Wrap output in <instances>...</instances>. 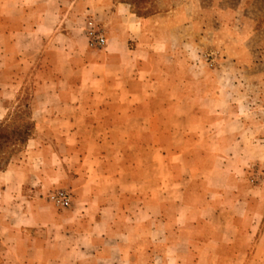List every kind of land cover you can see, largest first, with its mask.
Here are the masks:
<instances>
[{
	"label": "crops",
	"instance_id": "0c3cea01",
	"mask_svg": "<svg viewBox=\"0 0 264 264\" xmlns=\"http://www.w3.org/2000/svg\"><path fill=\"white\" fill-rule=\"evenodd\" d=\"M60 2L0 0V51L39 50L48 67L24 160L0 171V264H183L190 254L197 264L196 239L179 250L182 234L216 214L213 147L238 144L223 128L241 119L224 120L214 72L173 54L178 9L140 18L119 3L105 12L109 49L72 51L74 12L62 16ZM62 187L74 194L66 211L40 196Z\"/></svg>",
	"mask_w": 264,
	"mask_h": 264
},
{
	"label": "rangeland",
	"instance_id": "374dc122",
	"mask_svg": "<svg viewBox=\"0 0 264 264\" xmlns=\"http://www.w3.org/2000/svg\"><path fill=\"white\" fill-rule=\"evenodd\" d=\"M119 3L124 2L61 0L62 16L69 10L74 12L72 22L66 25L71 34L68 42L72 51L73 47L90 51L109 49L105 12L115 10ZM149 4L154 5L156 13L170 9L180 11L175 22L177 28L170 32L173 54L192 59L196 64L194 72H202L200 67L214 72L222 89V99L217 105L224 120L241 119L235 123L238 127L234 130L231 126L223 128L224 134L240 133V142L232 144L224 139L213 147L220 159L215 165L223 173L211 175L206 182L213 188L222 187L221 192L209 195L215 200L217 212L209 216V223L186 229L178 227L186 230L178 249H186V241L191 238L196 239L191 242L193 253L202 255L197 264H264V0H150ZM18 17H22L21 14ZM51 25L54 27V23L47 24L52 28ZM9 29L6 26V30ZM91 32L103 35L106 44L92 46ZM9 39H5L7 48ZM26 55L30 63L11 60ZM44 63L39 50L21 47L14 54L4 46L1 48L0 124L6 123L11 129L32 119L30 104L44 75L42 70L48 68ZM227 111H234L238 118L231 117ZM240 122L246 124L245 129ZM35 132L36 126L31 138ZM27 144L12 156L11 163L24 160ZM59 190L71 195V203L66 208L57 206L50 198ZM40 196L62 211L74 204V194L67 187L52 189ZM187 212L182 210L181 216ZM150 232L151 228L145 227V233ZM197 238L211 239L203 245ZM148 260L146 258L145 262ZM195 260L194 254H190L183 259V264H194ZM156 264L165 262L161 260Z\"/></svg>",
	"mask_w": 264,
	"mask_h": 264
},
{
	"label": "trees",
	"instance_id": "16d2710c",
	"mask_svg": "<svg viewBox=\"0 0 264 264\" xmlns=\"http://www.w3.org/2000/svg\"><path fill=\"white\" fill-rule=\"evenodd\" d=\"M150 0H121L130 5L132 13L137 17L146 18L156 14L154 5ZM8 124H0V170H4L10 164L14 154L20 152L26 146L34 133L35 123L30 118L11 129Z\"/></svg>",
	"mask_w": 264,
	"mask_h": 264
},
{
	"label": "built area",
	"instance_id": "2783aa9c",
	"mask_svg": "<svg viewBox=\"0 0 264 264\" xmlns=\"http://www.w3.org/2000/svg\"><path fill=\"white\" fill-rule=\"evenodd\" d=\"M90 35L92 36L90 38L92 46L103 47L106 44V39L103 35H94L93 32H91ZM50 198L61 208H66L71 203V195L65 190L56 191L50 196Z\"/></svg>",
	"mask_w": 264,
	"mask_h": 264
}]
</instances>
